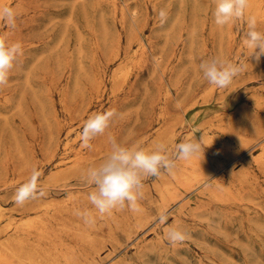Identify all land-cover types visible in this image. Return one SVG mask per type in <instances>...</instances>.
Segmentation results:
<instances>
[{"label":"rangeland","instance_id":"1","mask_svg":"<svg viewBox=\"0 0 264 264\" xmlns=\"http://www.w3.org/2000/svg\"><path fill=\"white\" fill-rule=\"evenodd\" d=\"M4 3L0 0V5L9 3L7 6L16 10V27L11 29L0 22V34L6 35L13 42H20L23 55L17 58L7 85L0 87V166L8 165V169L5 167V175H0V204L2 203L1 205L6 209L4 215L8 214L1 218L0 226H5V223L13 221V218L14 221H21L41 211L40 209L39 211L35 210L33 206H30V210L26 209L30 204L39 206V203L41 205L55 203V206H52L53 210L50 209L54 215V218L50 220L53 227L51 232L56 231L55 234H57L61 231L58 233V235L61 234L58 236L60 240L53 233L49 236L46 234L44 238L38 236L39 240L37 236L30 235L31 238L28 237L26 241L25 255H31L36 260L38 259L40 264H66L64 260L59 259V249L63 251L59 252L64 253L67 250L72 252L76 248L73 253L81 255V251L85 248L83 246L89 247L93 244L99 249V252L88 256V258L77 255L78 258L74 264H264V242H262L264 241V197L260 198L258 191L261 180L264 181V167L260 168L262 170L256 168L258 178H261L247 181L249 188V183L252 182L251 189L254 188V190L250 191V189L249 192L245 188L247 187L246 179H241L240 182L244 192L250 196L259 197L263 209L221 203L214 197L199 194V189L192 190L190 193L184 188L179 192H183L184 198L181 196L179 201L172 204V207L163 208L159 206L158 191L152 188L149 191L146 190L158 176H149L144 179L143 198L138 201L141 209L139 212L134 213L125 207L123 210L114 209L110 215H101L89 203L88 199L82 200L87 198L88 193L92 190L85 181L86 170L90 166L100 164L109 155L111 147L109 136L114 137L122 146H131L132 139L137 136L144 120L149 118L144 116L151 115L147 108L149 109V105L151 102H155V99L157 101L161 99L158 96L162 92L165 93L167 81L168 83L171 81L168 88L171 89L172 98L169 93L167 95L165 93V96L161 95L165 98L162 100L165 101V105L167 104V108L173 101L176 103L175 97H178L176 92L180 91L177 104L175 105L173 102L168 109L166 108V111H169L174 117L167 112L169 117L166 118L165 131L173 132L176 135H174L175 144L183 142L187 138L188 131L192 129L195 130L196 138L199 139L202 122H207V120L215 122L219 116L229 117L238 111L245 112L244 109L248 115L250 109L254 110L253 97L264 91V56H261L259 62L249 58L250 50L245 48L242 38L250 21L255 22L257 30L264 31V0H248L242 17L223 27L217 26L214 22L215 0H6ZM161 10L166 13V18L163 20L159 15ZM139 47L147 48L141 51L142 49ZM176 47L178 48L176 49ZM229 47L230 49H228ZM157 48L162 49L157 50ZM182 49L184 55L181 54ZM137 51L139 52L137 53ZM151 51L155 53L152 55ZM173 51L176 52L175 56L178 52L180 53V55L177 54V56L179 55L178 60ZM217 51L219 52L216 54ZM142 52H145L147 56L144 53V57L138 55ZM163 53H167L166 57ZM215 55L228 57L227 59L242 65L243 71L234 78L229 87L221 90L218 88L203 100L201 94L204 91L201 93L200 91L206 90L205 86L207 85L208 88L209 84L196 67L202 60ZM173 56L174 58H171ZM180 56H183L185 61ZM175 59L176 61L180 59L179 63H176ZM135 60L137 63L134 62ZM157 60L162 66L160 64L158 66ZM167 60V64L170 66L166 65L165 67L164 63ZM171 60H174L172 62H175L174 64L177 66L173 68L180 69L179 71L170 69L174 65ZM133 62L137 65V72L132 76ZM186 64L192 68L187 67ZM123 67L125 69L128 67L130 74L128 72V79L126 78L122 86L119 75ZM163 69L167 71V74ZM169 71L173 72L174 77L172 75L171 77L174 81L169 78V74L172 73ZM115 72L117 75L113 74ZM115 76L118 81L114 83L115 92L111 96L110 84ZM94 77L95 79L98 77L102 82L95 84L92 81V79L95 80ZM194 77L195 79H193ZM169 79L171 80L169 81ZM192 79L194 81H191ZM27 81L33 87H29ZM157 81L159 86L164 83L166 87L163 88L164 85L158 87ZM186 81L189 84H185ZM192 82L193 84H191ZM173 83L175 88L171 86ZM103 84H107V87H101ZM120 86L122 87L120 88ZM181 87L184 88L180 90ZM197 87L205 89L198 90ZM176 88H178L177 91ZM195 89L199 91L200 95L193 97L192 95H197V93L194 94ZM160 90L162 92H159ZM191 90L193 91L191 92ZM151 93L152 95L149 96ZM150 97L155 101L152 98L151 101ZM168 97L174 100L169 102L167 101ZM191 97H193V101ZM197 98L200 100L198 104L196 103ZM184 99L185 101L190 99L189 102H192L190 104L184 102L183 105L181 101ZM207 101L209 102L207 103ZM22 102L23 104H20ZM109 110H115L116 115L111 119L105 133L91 141V146L94 148L81 147L80 133L90 113ZM159 111L158 108L154 114ZM82 115L84 122L80 120ZM251 115L253 114H249L250 118L257 120L256 116L253 118ZM181 119H184L183 122ZM178 120L180 121L176 123L175 121ZM171 123L174 125L176 123L174 128H172L174 125L170 128ZM171 129L173 130L170 131ZM19 142L22 150L25 149L22 154L16 151L19 148L16 144ZM66 142L70 143L69 147L65 146ZM256 142L252 141L244 147L243 155L245 157H249L252 152L255 154L259 152V145ZM175 144L174 146L177 145ZM171 147H167L169 148L167 155L174 159L175 150L174 147L173 149ZM6 151L7 156L11 154V157H8L9 160H7ZM17 153L21 154V158ZM75 155L89 158L86 168H84L86 170L67 171L68 173L57 181L50 182L48 180L50 174L57 172V169H70V163ZM23 156L26 159L23 160ZM12 158L14 159L12 160ZM27 159L29 163L25 161ZM19 162L24 164L20 166ZM34 166L41 173L38 178V186L43 190L44 195L38 194L36 199L27 201L26 206L25 204L17 205L14 200L16 190L30 177L29 172ZM14 167L20 171L16 172ZM163 172L165 170L162 169L161 173ZM23 173L24 175H22ZM19 175L22 176L18 177ZM5 182L7 184H4ZM262 183L264 184V182ZM256 185H258V190L255 188ZM253 191L259 195L253 194ZM72 196L79 198L80 201L76 204L70 201ZM201 201L202 204H200ZM68 204L73 205L75 210ZM80 206L83 209L78 210L88 211L94 218V223L86 225L76 215L77 208H81ZM71 209L74 210L73 213ZM161 214L167 216L165 224L159 223ZM230 215L232 220L228 218ZM252 217L255 218L251 219ZM224 218L230 219L231 225L229 223L227 225ZM228 220L226 222H229ZM257 221L262 224L259 223V225ZM224 223L227 228L229 227L228 229ZM255 223L258 225L256 226ZM169 226L179 227L186 232L185 241L175 246L170 244L165 237V230ZM261 228L262 230H260ZM64 235L67 237L68 243L64 240ZM258 235L261 238H258ZM49 237L52 239L50 240ZM56 239L60 242H58L60 246L57 244L56 247ZM61 239L64 242L61 243ZM248 242L253 246L252 248L247 247ZM71 243L74 246L72 244L70 247ZM65 246H67V250H65Z\"/></svg>","mask_w":264,"mask_h":264},{"label":"bare ground","instance_id":"2","mask_svg":"<svg viewBox=\"0 0 264 264\" xmlns=\"http://www.w3.org/2000/svg\"><path fill=\"white\" fill-rule=\"evenodd\" d=\"M3 1V3H4V1H6V0H2ZM10 3V2H9ZM8 3V4H9ZM2 4V3H1ZM5 4V3H4ZM7 4V5H8ZM18 4V3H17ZM74 4V3H73ZM59 20V19H58ZM66 33V32H65ZM82 47V46H81ZM140 49H142L141 51H143V49H145V48H147V47H139ZM166 48V47H165ZM164 48V49H165ZM169 48V47H168ZM178 47H176V49H177ZM240 48V47H239ZM242 48V47H241ZM246 48V47H245ZM136 49V48H135ZM159 49H162V48H159ZM158 48H157V50H159ZM171 49H172V47H171ZM173 49H175V48H173ZM185 49V48H184ZM210 49V48H209ZM226 49V48H225ZM228 49H230V47L228 48ZM243 49V48H242ZM136 50H139V49H136ZM153 50H155L154 48H153ZM152 50V51H153ZM183 50V49H182ZM193 50V49H192ZM223 50V49H222ZM243 50H245V49H243ZM248 50V49H247ZM146 52H147V50H145ZM152 51H151V53H152ZM174 51H179V50H174ZM173 51V54H174V56H175V53L176 52H174ZM227 51V50H226ZM139 51H137V53H138ZM158 52V51H157ZM156 52V53H157ZM161 52H163V51H161ZM165 52H166V50H165ZM170 51L168 50V53H169ZM219 51H217L216 52V54L218 53ZM229 52H230V50H229ZM237 52H239V51H237ZM248 52V51H247ZM141 53V52H140ZM145 54V52H142V54H138V55H142L143 57H144V54ZM153 53H155V52H153ZM153 53H152V55H153ZM179 53V52H178ZM177 53V54H178ZM184 53V50L183 51H181V54H183ZM186 53V52H185ZM187 53H189V52H187ZM164 54V53H163ZM167 53H165L164 54V56L166 55ZM170 54H172V53H170ZM172 54V55H173ZM177 54H176V56H177ZM195 54V53H194ZM204 54V53H203ZM222 54H224L223 52H222ZM247 54H249V53H247ZM137 55V54H136ZM146 55V54H145ZM155 55V54H154ZM160 55V54H159ZM171 55V56H172ZM179 55H180V53H179ZM178 55V56H179ZM184 55V54H183ZM238 55H239V53H238ZM133 56H134V54H133ZM147 56V55H146ZM156 56H157V54H156ZM163 56V55H162ZM161 56V57H162ZM174 56L173 57H171V58H174ZM175 56V57H176ZM178 56H177V60H178ZM186 56V55H185ZM192 56V55H191ZM196 56V55H195ZM200 56V55H199ZM227 56H228V54H227ZM143 57H139V58H143ZM166 57V56H165ZM180 57H182V59L184 58L183 56H180ZM188 57H189V55H188ZM193 57V56H192ZM197 57V56H196ZM195 57V58H196ZM210 57V56H209ZM136 58H138V57H136ZM228 58V57H227ZM167 59V58H166ZM176 59H175V61H176ZM201 59V58H200ZM145 60V59H144ZM156 60V59H155ZM161 60V59H160ZM164 60H165V58H164ZM168 60H170L169 59V57H168ZM168 60L164 63V65H165V67H166V65H167V67L168 66H170V64L168 65L167 64V62H168ZM184 60V59H183ZM195 60V59H194ZM198 60V59H197ZM137 61H138V59H137ZM158 62H159V60H157ZM172 61H174V60H171V62ZM179 61H180V59H179ZM179 61H176V63H179ZM185 61V60H184ZM263 61V60H262ZM134 62H136V60L134 61ZM133 62V63H134ZM162 62H163V59H162ZM137 63V62H136ZM157 63V62H156ZM170 63V62H169ZM173 63V62H172ZM175 63V62H174ZM173 63V64H174ZM181 63V62H180ZM198 63V62H197ZM159 64H160V62L158 63V66H159ZM161 65V64H160ZM179 65V64H178ZM154 66V65H153ZM162 66V65H161ZM172 66V65H171ZM177 67L176 66V64H174L172 67H170V69H174L175 71H176V69L175 68H173V67ZM180 66V65H179ZM186 66H187V64H186ZM198 66V65H197ZM125 67V66H124ZM123 67V69H125ZM164 67V66H163ZM162 67V68H163ZM187 67H190V68H192L191 66H187ZM122 68V67H121ZM180 68H181V66H180ZM189 68V69H190ZM198 70H199V68L198 67H196ZM123 69H122V71H123ZM160 69H161V67H160ZM159 69V70H160ZM182 69V68H181ZM137 70V65L134 63V64H132V76L134 75V73L135 72H137L136 71ZM164 70V72L166 71L165 69H163ZM162 70V71H163ZM174 70H172L173 72H174ZM178 70V69H177ZM180 70V69H179ZM178 70V71H179ZM186 70H188V69H186ZM118 71H120V70H118ZM121 71V74L119 75V79L121 80L120 81V83H122V86L124 85V83H125V81H126V78L128 79V77H127V74H128V67L122 72ZM172 71H169V73L170 72H172ZM161 72V71H160ZM173 72L172 73H170L169 75H170V77L169 78H171L172 79V81H174L173 80V78L171 77V75L173 74ZM181 72H183L182 70H181ZM180 72V73H181ZM194 72V71H193ZM155 73V72H154ZM188 73V72H187ZM196 73V72H195ZM114 75L116 74V72L115 73H113ZM129 74H130V72H129ZM161 74V73H160ZM160 74H159V77H160ZM166 74H167V71H166ZM200 74V73H199ZM117 75V74H116ZM174 75V74H173ZM172 75V76H173ZM178 75V74H177ZM181 75V74H180ZM185 75V74H184ZM196 75V74H195ZM198 75V74H197ZM163 76H164V74H163ZM162 76V77H163ZM176 76V75H175ZM202 76V75H201ZM162 77H161V79H162ZM174 77V76H173ZM187 77H188V75H187ZM192 77V76H191ZM164 78V77H163ZM185 79H186V76L184 77ZM184 78H182L183 80H184ZM190 78V77H189ZM200 78V77H199ZM52 79V78H51ZM94 79H95V77H94ZM166 79V78H165ZM164 79V80H165ZM171 79H169V81L171 80ZM176 79V78H175ZM179 79V78H178ZM193 79H195V77L193 78ZM191 80V81H194V80ZM188 80V79H187ZM29 82H30V80H28ZM27 81V83H29ZM92 81H94L95 82V84H97V83H101L102 82V80H99L98 79V77L95 79V80H93L92 79ZM118 80H117V77L115 76V77H113L112 78V80H111V86H110V90H111V92H110V94H111V96L114 94V89H115V82H117ZM163 81V80H162ZM177 81V80H176ZM179 81V80H178ZM182 81V80H181ZM204 81V80H203ZM161 82V81H160ZM165 82H166V80H165ZM171 82V81H170ZM169 82V83H170ZM182 82H185V81H182ZM249 82V81H248ZM107 83V82H106ZM154 83V82H153ZM159 82L157 81V86L158 87H162L163 85V88L164 87H166L165 89H164V92L166 93V95L169 93V95L171 94V89L170 88H168V86H169V83H168V81H167V83L166 84H168V85H166V84H164V83H162L163 85L162 86H159L160 84H158ZM189 84V82H187L186 81V83L185 84ZM247 83V82H246ZM92 84V83H91ZM133 84V83H132ZM156 84V83H155ZM172 84V83H171ZM170 84V85H171ZM180 84H181V82H180ZM191 84H193V82L191 83ZM199 84V83H198ZM207 84H208V82H207ZM261 84V83H260ZM29 85V87L31 86V87H33L30 83L28 84ZM134 85V84H133ZM166 85V86H165ZM176 85V87H177V84H175ZM184 85V84H183ZM196 85H197V82H196ZM205 85V84H204ZM96 86V85H95ZM94 86V87H95ZM119 86V85H118ZM122 86H120V88L122 87ZM171 86H174V83H173V85H171ZM181 86V85H180ZM186 86V85H185ZM200 86V85H199ZM203 86V85H202ZM50 87V86H49ZM93 87V88H94ZM98 87H100L99 86V84H98ZM101 87H107V84H103ZM157 87V88H158ZM178 87H179V85H178ZM206 87V90H201V89H205V88H202L201 87V89H198V88H200V87H197V89L198 90H201L200 91V93L202 92V91H204V92H202V94H201V97H202V99L203 100H205L206 98H207V96H209L210 94H212V92H214L215 90H217L218 88H216L215 86H212V85H209V87L207 88V85L205 86ZM118 88V87H117ZM119 88V89H120ZM173 88H175V86L173 87ZM184 88V87H183ZM182 87H181V89L180 90H182L183 89ZM192 88V87H191ZM34 89V88H33ZM118 89V90H119ZM159 89H161V88H159ZM177 89L178 88H176V91H177ZM189 90H190V87L188 88ZM100 90H101V88H100ZM149 90L151 91V89L149 88ZM163 90V89H162ZM162 90H160L159 92H162ZM187 90V89H186ZM193 90H194V88H193ZM193 90H191V92L193 91ZM198 90H196L195 89V91L196 92H194V94L195 93H197V95L195 94V95H192L193 97H195V96H198V95H200V94H198ZM221 90V89H220ZM149 91V92H150ZM153 91V90H152ZM158 91V90H157ZM179 91V90H178ZM184 91V90H183ZM153 92H155V91H153ZM180 92V91H179ZM177 93L176 92V96H178V97H175L176 99H177V101H176V103H175V105L177 104V102H178V100H179V94L180 93ZM116 93H117V89H116ZM139 93V92H138ZM165 93L163 94V92L162 93H160V95L158 96V97H160L161 99H159L158 101H157V99H153L152 97H150V99L152 98L155 102H151V105H149V109L147 108V110L150 112L149 114H151V115H147V116H144V117H149L147 120H144L145 122H144V124H143V126H142V128L140 129V131L138 132V134H137V136H134V139H132V145L133 144H136V143H140V146L141 147H144V148H147V149H151V148H153L154 147V145L156 144V143H164L165 145H166V147H171V146H173L174 147V150H175V146H174V144H175V139H174V133L173 132H170V131H172L173 129H171L169 132L170 133H167V131H165V128L167 127H165V125H166V118H167V116L170 114L169 113V111H166L168 108H169V105L170 104H173V102H172V100H174V99H171L172 98V95H170L171 96V98H169V100H167V101H171L172 103H170L169 105H168V108H167V104L165 105V101L163 102V100H162V96L161 95H164L165 96ZM182 93V92H181ZM25 94V93H24ZM92 94V93H91ZM157 94V93H156ZM178 94V95H177ZM183 94V93H182ZM186 94V93H185ZM115 95H117V94H115ZM152 95V93L149 95V96H151ZM158 95V94H157ZM157 95H156V97H157ZM168 95V96H169ZM187 95H189V94H187ZM253 95H254V93H253ZM22 96V95H21ZM135 96V95H134ZM115 97V96H114ZM154 97H155V95H154ZM187 97V96H186ZM185 97V98H186ZM193 97H191V100L193 101ZM19 98H20V96H19ZM23 98H25V97H23ZM225 98V97H224ZM21 99V98H20ZM26 99V98H25ZM150 99H149V101H150ZM152 99H151V101H152ZM163 99H165V98H163ZM171 99V100H170ZM181 99V98H180ZM195 99V98H194ZM198 99V98H197ZM212 99V98H211ZM187 100V99H186ZM189 100L190 99H188L187 101H185V99H184V101H181V103H183V105H184V102H189ZM19 101V100H18ZM17 101V102H18ZM39 101V100H38ZM192 101H190V102H192ZM200 100L198 99V101L196 100V103L198 104V102H199ZM190 102L189 103H187V104H190ZM195 102V101H194ZM209 101H207V103H208ZM253 102H254V105H255V108H254V110H252V109H250V113H252L253 115H251L252 117L253 116H256L257 117V120L256 119H252V118H250V116H249V114L247 115V111L244 109V111L245 112H241V111H238L236 114H233L232 116H219V118H217L216 119V121L215 122H212V121H208L207 120V122H202L201 124H200V126H201V137H199V139L201 140V142H202V144L204 145V152H203V154H201V156L199 157V158H193V159H190V160H187V161H177V166L175 167V169H173L170 173L169 172H167V171H165V172H163V173H161L159 176H158V178L154 181L153 179V181H154V183L150 186V188H146V190H151V188L152 189H154V190H157L158 191V193H159V197H160V200H159V198H158V200L160 201V205L159 206H162L163 208H170V207H172V204L173 203H175V202H177V201H179L180 200V197L182 196V193H179V192H181V189L182 188H184L185 189V191H192V190H197V189H199L198 191H199V194H202V195H206V196H209V197H214L217 201H219V202H224V203H230V204H233L234 206H235V204H238V205H241V207L242 206H253V208L255 209V207H256V209H259V208H262L263 209V206L260 204V201H259V197L258 196H254V195H249V194H247L246 192H244L243 190H242V185H241V179L242 180H244V179H246L245 181L247 182V181H255L256 180V178H258V176L259 175H257L258 174V172L256 171V168L257 169H260V168H262V167H264V91L261 93V94H259V95H256V96H254L253 97ZM180 103V102H179ZM180 103V104H181ZM223 103V102H222ZM20 104H23V102L22 103H20ZM150 104V103H149ZM180 104H178V105H180ZM187 104H186V107H188L187 106ZM192 104H195V103H192ZM200 104V103H199ZM182 105V104H181ZM182 105V106H183ZM196 105V104H195ZM88 106V105H87ZM147 106V105H146ZM193 106V105H192ZM159 108V112L157 113V114H154V111H156L157 109ZM167 108V109H166ZM184 108V107H183ZM88 109V108H87ZM239 109V108H238ZM241 109V108H240ZM183 110V109H182ZM188 110V109H187ZM243 110V109H242ZM94 111V110H93ZM144 112H146V111H144ZM167 112L169 113V114H167ZM173 112V111H172ZM94 113V112H93ZM218 113V112H217ZM11 114V113H10ZM29 114V113H28ZM87 114H88V112H87ZM140 114V113H139ZM226 114H227V112H226ZM85 115V114H84ZM90 115H91V113H90ZM89 115V116H90ZM146 115V114H145ZM172 114H170V116H171ZM179 115V114H178ZM220 115V114H219ZM26 116V115H25ZM30 116V115H29ZM173 116V115H172ZM28 117V116H27ZM169 117V116H168ZM174 117V116H173ZM25 118V117H24ZM29 118V117H28ZM27 118V119H28ZM31 118V117H30ZM178 118V117H177ZM254 118V117H253ZM173 119V118H172ZM206 119V118H205ZM32 120V119H31ZM80 120L81 121H83L84 120V118H83V115H82V117L80 118ZM143 120V119H142ZM174 120V119H173ZM182 120V119H181ZM184 120V119H183ZM183 120L181 121V122H183ZM28 121V120H27ZM30 121V120H29ZM171 121V120H170ZM170 121H168V123L170 124ZM180 120H178V121H175L176 123H178ZM84 122V121H83ZM176 123H175V125H176ZM184 123H185V121H184ZM8 124V123H7ZM168 125V124H167ZM174 124H172L171 123V125H170V128H171V126H173ZM175 125L172 127V128H174L175 127ZM181 125V124H180ZM190 125V124H189ZM183 127V126H182ZM190 128H192V127H190ZM189 128V129H190ZM13 131V130H12ZM15 131V130H14ZM133 133V132H132ZM186 133V132H185ZM14 134V133H13ZM136 135V134H135ZM184 135V134H183ZM176 136V135H175ZM178 137V136H177ZM176 138V137H175ZM187 138H196V133H195V130L194 129H192V130H189L188 131V134H187ZM95 141V140H94ZM252 141H254V142H256L258 145H259V152L257 153V154H255V153H251V155L249 156V157H245L244 155H243V150L245 149L244 147H246L249 143H251ZM91 143V142H90ZM18 144V143H17ZM16 144V146L17 147H19L20 148V150H19V148H18V150H16V151H19V152H21V154H22V152H23V150L25 151V149H23L22 150V148L19 146L20 145V142H19V144L17 145ZM177 144V143H176ZM175 144V145H176ZM254 144V143H253ZM256 145V144H255ZM65 146H67V147H69L70 146V143L69 142H66L65 143ZM15 147V146H14ZM16 147V148H17ZM82 147V146H81ZM173 147H171L172 149H173ZM57 148V147H56ZM91 148H94L93 146H91ZM169 148H167V149H169ZM13 150V149H12ZM12 150H10V151H12ZM110 150V149H109ZM13 152V151H12ZM93 152V151H92ZM6 153V156L8 155V153H7V151L5 152ZM16 153V152H15ZM14 153V154H15ZM18 154V156H20V158H21V154L20 153H17ZM16 154V155H17ZM20 154V155H19ZM27 154V153H26ZM75 154V153H74ZM11 155V154H10ZM9 155V156H10ZM5 155H4V157H6ZM9 156H7V160H9L8 159V157ZM28 156V155H27ZM32 156V155H31ZM54 156V155H53ZM11 157V156H10ZM33 157V156H32ZM172 157V156H171ZM15 158V157H14ZM14 158H12V160L14 159ZM23 158V160H24V158H25V156H23L22 157ZM28 158H29V156H28ZM52 158V157H51ZM5 159V158H4ZM17 159H18V157H17ZM26 159V158H25ZM73 159V161L70 163V169H68V170H58L57 169V172L55 171V173H52V174H50V176H49V179H48V177H46V179H48L50 182L52 181V182H55V181H57L58 179H60L62 176H64L66 173H68L67 171H72V172H80V171H83V170H86V169H84V168H86L85 166H86V164H87V162H88V157L86 158V157H84V156H82V155H75V158H72ZM3 160V159H2ZM6 160V159H5ZM6 160V161H7ZM33 160V159H32ZM20 161H21V159H20ZM25 161H28V159L27 160H25ZM24 161V163L26 164V162ZM3 162H4V160H3ZM35 162V161H34ZM34 162H32L34 165H35V163ZM10 163V162H9ZM20 163H22V162H19V164L18 165H23L24 163H22V164H20ZM28 163H29V161H28ZM12 164H14V163H12ZM58 165H59V163H58ZM8 166V165H7ZM7 166H5L6 168H7ZM24 166H26V165H24ZM24 166H22V167H24ZM28 166V165H27ZM3 165H2V167L0 166V175H5V172H6V168H5ZM17 167V166H16ZM32 167V166H31ZM34 168H36L35 166H34ZM8 169V168H7ZM14 169H15V167H14ZM62 169V168H61ZM17 170L18 171H20L18 168H16L15 169V171L17 172ZM260 170H262V169H260ZM31 171V170H30ZM264 171V170H263ZM32 172V171H31ZM31 172H29V174H31ZM262 172V171H261ZM20 174H21V172H19ZM28 174V175H29ZM22 175H24V173L22 174ZM22 175H19L18 177H20V176H22ZM27 176V175H26ZM259 178H261V177H259ZM258 178V179H259ZM46 179H45V183H46ZM3 180H5V179H3ZM2 180V181H3ZM261 180V179H260ZM260 180H259V182H260ZM11 181V179L9 180V182ZM258 181V180H257ZM262 182H264L263 180H261ZM13 182V181H12ZM49 182V183H50ZM244 182V181H243ZM260 183V187H259V189L260 190H258L257 188H258V185H256L255 186V188L259 191V194H260V198L261 197H264V184L263 183ZM49 183H47V184H49ZM252 183V182H251ZM251 183H249L250 184V188L248 187L249 185H248V182H247V187H245L248 191L251 189ZM4 184H7L6 182L4 183ZM11 184V183H10ZM256 184H257V182H256ZM246 186V185H245ZM253 187H254V185H252ZM3 188V187H2ZM61 189V188H60ZM252 190H254V188L253 189H251L250 191H252ZM197 191V192H198ZM246 191V190H245ZM249 191V192H250ZM256 191V190H255ZM257 191V192H258ZM186 192V193H187ZM248 192V193H249ZM254 192V191H253ZM153 193V192H152ZM185 193V194H186ZM191 193V192H190ZM253 194H257L256 192H254ZM259 194H257V195H259ZM78 197V196H77ZM145 197H147V196H145ZM183 198H184V195L182 196ZM81 199H82V197H80ZM201 198V197H200ZM199 199V198H198ZM264 199V198H263ZM57 200V199H56ZM70 201H73L75 204L76 203H78L80 200H79V198H76L75 196H72V197H70V199H69ZM82 200H87V198H85V199H82ZM207 200V199H206ZM209 200V199H208ZM211 200V199H210ZM261 200V199H260ZM49 201V200H48ZM139 201V200H138ZM212 201V200H211ZM39 202V201H38ZM87 202V201H86ZM182 202V201H181ZM213 202H216V201H214L213 200ZM32 203V202H31ZM209 203V202H208ZM218 203V202H217ZM2 204V203H1ZM0 204V220H2L1 218L3 217V216H7V215H4V213H6L4 210H6V209H4L5 207L3 206V205H1ZM26 204H28V203H26ZM26 204H25V206H26ZM55 204V203H54ZM53 204V205H54ZM85 204V203H84ZM182 204V203H181ZM200 204H202V201H201V203ZM204 204V203H203ZM210 205H211V203H209ZM39 206H35V205H29L28 207H26V209H28V210H30L31 208H30V206H33V208L35 209V210H37V211H39V209L41 210V211H39V212H37L35 215H33V216H31L30 218L28 217L27 219H22L21 221H14V218H13V221L12 220H10V221H8L7 223H5L6 225L5 226H0V264H40L34 257H32L31 255H25V253H24V251H25V247H26V241H27V238L28 237H30V235L32 236V235H35V236H37V238H38V236L39 237H43L44 238V236L46 235V234H48L47 236H49V234H51L52 235V233L56 236L57 235V238H58V240H60L59 239V237L58 236H60L61 234H59L58 235V233H61V231L60 232H58L57 234H55L56 233V231H53V232H51L52 230H53V227L51 226V219L52 218H54V215L51 213V211H50V209H52V206L53 205H46V204H43V205H41V203H39L38 204ZM58 205V204H57ZM71 205V204H70ZM69 204H68V206L69 207H71L72 209L74 208V210H75V207H73V205L72 206H70ZM79 205V204H78ZM82 205V204H81ZM140 205V204H139ZM197 205H198V203H197ZM206 205V204H205ZM205 205H203V206H205ZM213 205H215V204H213ZM218 205V204H217ZM35 206V207H34ZM55 206V205H54ZM66 206V205H65ZM181 206H183V204L181 205ZM209 206V205H208ZM212 206V205H211ZM232 206V205H231ZM51 207V208H50ZM58 207V206H57ZM56 207V208H57ZM62 207V206H61ZM77 207H79V206H77ZM81 207V206H80ZM82 207H83V205H82ZM77 208V210L79 209V210H81V209H83V208ZM196 207H198V206H196ZM195 207V208H196ZM218 207V206H217ZM228 207V206H227ZM13 208H14V206H13ZM20 208V207H19ZM30 208V209H29ZM86 208V207H85ZM201 208V207H200ZM210 208V207H209ZM246 208V207H245ZM72 209H71V212L73 213V211H72ZM198 209V208H197ZM196 209V210H197ZM202 209V208H201ZM248 209V208H247ZM24 210V209H23ZM34 210V211H35ZM53 210V209H52ZM54 210H55V207H54ZM78 210V211H79ZM195 210V211H196ZM250 210V209H249ZM27 211V210H26ZM83 211V210H82ZM193 211H194V209H193ZM198 211V210H197ZM215 211V210H214ZM222 211V210H221ZM58 212V211H57ZM70 212V213H71ZM12 213V212H11ZM75 213V212H74ZM216 213V212H215ZM58 214V213H57ZM60 214V213H59ZM228 214V213H227ZM197 215H201V214H197ZM59 216V215H58ZM206 216V215H205ZM209 216V215H208ZM11 217V216H10ZM60 217V216H59ZM223 217V216H222ZM201 218V217H200ZM228 218H230L231 219V215H230V217H228ZM228 218H227V220H228ZM253 218H255V217H252L251 219H253ZM259 218V217H258ZM59 219V218H58ZM208 219V218H207ZM229 219V220H230ZM248 219V218H247ZM202 220V219H201ZM205 220V219H204ZM211 220V219H210ZM224 220H226L225 218H224ZM226 220V221H227ZM228 220V221H229ZM232 220V219H231ZM230 220V221H231ZM235 220V219H234ZM258 220V219H257ZM225 221V223H227V225H228V223L230 224V221L229 222H226ZM255 221V220H254ZM1 222V221H0ZM3 222V221H2ZM5 222V221H4ZM233 222V221H232ZM251 222L253 223V220H251ZM256 222V221H255ZM258 222V221H257ZM49 223H50V225H49ZM78 223V222H77ZM222 223V222H221ZM224 223V224H225ZM259 223H261L262 224V222H258V224ZM257 223H255V225L257 226L258 225ZM61 225V224H60ZM227 225L225 224V226H226V228H227ZM231 225V224H230ZM260 225V224H259ZM59 227V226H58ZM224 227V226H223ZM261 227H262V225H261ZM63 228V227H62ZM69 228V227H68ZM137 228V227H136ZM229 228V227H228ZM227 228V229H228ZM249 228H251V227H249ZM258 228V227H257ZM59 229V228H58ZM74 229V228H73ZM254 230V229H253ZM260 230H262V228L260 229ZM62 231H65V230H63L62 229ZM77 231V230H76ZM251 231H252V229H251ZM256 232V231H255ZM254 232V233H255ZM258 232H260V231H258ZM262 232V231H261ZM65 233V232H64ZM64 233H62V234H64ZM66 233H67V231H66ZM69 233V232H68ZM73 233V232H72ZM245 233V232H244ZM66 235H68V234H66ZM69 235H70V233H69ZM260 235V234H259ZM258 235V236H259ZM255 236H257V235H255ZM261 236V235H260ZM258 237V238H261V237ZM33 237V236H32ZM46 237V236H45ZM52 237V236H51ZM31 238V237H30ZM36 238V237H35ZM35 238H33V239H35ZM36 238V239H37ZM52 238H54V237H52ZM51 238V239H52ZM64 240H66V242H67V237H65V235H64ZM49 239H50V237H49ZM50 239V240H51ZM88 239V238H87ZM243 239V238H242ZM38 240H39V238H38ZM38 240H36V241H38ZM47 240H48V238H47ZM57 240V239H56ZM57 240V242L55 243L56 244V247H57V244H59L60 242ZM62 240V239H61ZM78 240H79V238H78ZM248 240V239H247ZM32 241V240H31ZM43 241V240H42ZM262 241V240H261ZM46 242V241H45ZM48 242V241H47ZM59 242V243H58ZM62 242H64L63 240L61 241V243ZM65 242V243H66ZM75 242H79V241H75ZM154 242V241H153ZM249 242H250V240H249ZM249 242H248V244H247V247H253L252 245H250L249 244ZM262 242H264V241H262ZM33 243V242H32ZM41 243V242H40ZM43 243V242H42ZM49 243V242H48ZM51 243V242H50ZM68 243V242H67ZM31 244V243H30ZM64 244V243H63ZM63 244H61V245H63ZM70 244V243H69ZM72 244L73 243H71V245H69L70 247H72ZM90 244H91V242H90ZM257 244V243H256ZM50 245V244H49ZM52 245V244H51ZM65 245H67L68 246V244H65ZM79 246H80V244H78ZM244 245H246V244H244ZM259 245V244H258ZM59 246H60V244H59ZM67 246H65L66 247V249L65 250H67ZM73 246H74V244H73ZM154 246V245H153ZM53 247H54V245H53ZM83 247H85L83 250H82V248H80L81 250H79V251H81V255H83L84 257H87L88 258V256H90V255H92V254H94V253H97V252H99L98 250V248H96V246H93V244L92 245H90L89 247H86V246H83ZM31 248V247H30ZM60 248H62V247H60ZM74 248V247H73ZM148 248H150V247H148ZM156 248V247H155ZM154 248V249H155ZM46 249H48V248H46ZM56 248L54 247V250H55ZM68 249H70V248H68ZM97 249V250H96ZM61 249H59V251H60ZM64 250V251H65ZM71 250V249H70ZM75 250H76V248H75ZM75 250H72V252H68V250L67 251H65L64 253H61V252H59L58 250V253H60V258L59 259H62V260H64L65 262H66V264H74V261H76V258H78V256L77 255H80V253L79 254H74L73 253V251H75ZM146 250H148V249H146ZM158 250V249H157ZM42 251V250H41ZM50 251V250H49ZM62 251V250H61ZM245 251H247V250H245ZM251 251V250H250ZM63 252V251H62ZM77 252V251H76ZM253 252V251H252ZM261 252V251H260ZM37 254V253H36ZM261 254V253H260ZM80 255V256H81ZM79 256V257H80ZM160 256V255H159ZM50 257V256H49ZM53 258V257H52ZM82 258V257H81ZM55 259V258H54ZM56 260V259H55ZM168 263V262H167ZM76 264V263H75Z\"/></svg>","mask_w":264,"mask_h":264},{"label":"clouds","instance_id":"3","mask_svg":"<svg viewBox=\"0 0 264 264\" xmlns=\"http://www.w3.org/2000/svg\"><path fill=\"white\" fill-rule=\"evenodd\" d=\"M247 5L248 0H215V24L223 27L242 17ZM159 15L162 20L166 18L163 10ZM16 16L14 8L0 5V22L7 27H16ZM242 40L250 50L249 58L259 62L261 56H264V31L257 30L255 22L250 21ZM22 55L20 42H13L6 35L0 34V87L7 85L10 72L17 58ZM198 67L203 79L219 89L229 87L234 78L243 71L242 65L222 55L202 60ZM115 115V110L91 114L80 133L81 146L90 148V142L105 133ZM109 143V155L100 164L90 166L85 174V181L92 189L87 199L101 215H110L114 209L123 210L125 207L134 213L141 211L138 200L143 198L144 179L159 176L162 169L170 173L177 166V161L199 158L204 152V145L197 138H186L178 143L175 146L174 159L167 155L168 150L164 143H156L151 149L141 147L139 142L122 146L112 136H109ZM40 175L41 173L33 168L30 177L17 188L14 196L17 205H24L27 201L36 199L38 194L44 195L38 186ZM76 215L86 225L94 223V218L88 211H77ZM166 220V215L159 216L160 224H165ZM165 237L175 246L185 241L187 233L179 227L169 226L165 230Z\"/></svg>","mask_w":264,"mask_h":264}]
</instances>
